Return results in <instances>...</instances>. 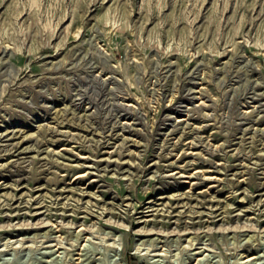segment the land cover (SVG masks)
Listing matches in <instances>:
<instances>
[{"label":"rangeland","instance_id":"obj_1","mask_svg":"<svg viewBox=\"0 0 264 264\" xmlns=\"http://www.w3.org/2000/svg\"><path fill=\"white\" fill-rule=\"evenodd\" d=\"M0 134V264H264V0H0Z\"/></svg>","mask_w":264,"mask_h":264},{"label":"bare ground","instance_id":"obj_2","mask_svg":"<svg viewBox=\"0 0 264 264\" xmlns=\"http://www.w3.org/2000/svg\"><path fill=\"white\" fill-rule=\"evenodd\" d=\"M8 47V46H7ZM6 56V55H5ZM170 68V67H169ZM81 101H82V99H81ZM77 102V101H76ZM79 102V101H78ZM74 104V103H73ZM82 104V103H81ZM132 105V104H131ZM86 108V107H85ZM124 109V108H123ZM126 109V108H125ZM124 113V112H123ZM120 114V113H119ZM129 114V113H128ZM250 115V114H249ZM252 115V114H251ZM119 118V117H118ZM120 119V118H119ZM248 119V118H247ZM182 120V119H181ZM187 120V119H186ZM134 122H136V121H134ZM187 122V121H186ZM249 122V121H248ZM124 123V122H123ZM129 123V122H128ZM130 124V123H129ZM132 124V123H131ZM134 124V123H133ZM244 124V123H243ZM125 126V125H124ZM133 126V125H132ZM114 128V127H113ZM113 128H112V130H113ZM117 128V127H116ZM125 130V129H124ZM19 132V131H18ZM8 133V132H7ZM15 132H13V134H14ZM1 135V134H0ZM29 136V135H28ZM2 138V137H1ZM7 138V137H6ZM29 138H31V137H29ZM33 138V137H32ZM38 138V137H37ZM36 138V139H37ZM42 139V138H41ZM47 139V138H46ZM26 140V139H25ZM31 140V139H30ZM41 141V140H40ZM45 142V141H44ZM32 143V142H31ZM34 143H37V142H34ZM41 143V142H40ZM105 143V142H104ZM42 144V143H41ZM46 144V143H45ZM13 145V144H12ZM28 145H29V143H28ZM25 146V147H22V148H19L18 150V154L19 153H24V152H31V151H33V150H35V151H37L39 154H42L43 152H48V149H46V148H34V147H30V146ZM41 146V145H40ZM19 147V146H18ZM8 148V147H7ZM9 148H11V147H9ZM51 149V148H50ZM3 150V149H2ZM8 150H10L11 151V149H8ZM53 151V150H52ZM6 152V151H5ZM55 153H57L58 151H54ZM8 153V152H7ZM16 153V154H17ZM58 153H60V152H58ZM2 154V153H1ZM38 154V155H39ZM196 154V153H195ZM54 155V154H53ZM3 156V155H2ZM45 156V155H44ZM30 157V156H29ZM175 157V156H174ZM205 157V156H204ZM0 158H2L1 156H0ZM23 158V157H22ZM47 158V157H46ZM84 158H86V159H89V160H91L92 158L91 157H84ZM258 158V157H257ZM44 159V158H43ZM179 159V158H178ZM178 159H176V160H178ZM260 159V158H259ZM108 160V159H107ZM119 160V159H118ZM191 160V159H190ZM22 161V160H21ZM86 161H88V160H86ZM126 161V160H125ZM124 161V162H125ZM194 161H195V159H194ZM256 161V160H255ZM264 161V160H263ZM20 162V161H19ZM26 162V161H25ZM113 162H115L114 160H113ZM179 162V161H178ZM193 162V161H192ZM205 162H206V160H205ZM94 163V162H93ZM106 163V162H105ZM173 163V162H172ZM174 163H175V161H174ZM190 163V162H189ZM216 163V162H215ZM107 164H109L108 163V161H107ZM112 164V163H111ZM117 164V163H116ZM115 164V165H116ZM134 164V163H133ZM175 164H177V161H176V163ZM82 165L83 166H86V167H88V168H97L98 170H99V166H96V165H94V164H84V163H82ZM122 165V164H121ZM189 164H187V166H188ZM191 165V164H190ZM239 165V164H238ZM241 165V164H240ZM109 166V165H108ZM117 166H119V165H117ZM116 166V167H117ZM177 166H182V165H180V164H177ZM187 166H184V167H187ZM193 166V165H192ZM105 167V166H104ZM133 167V166H132ZM101 169V168H100ZM106 169H108L107 167L105 168V170ZM111 169V168H110ZM112 170V169H111ZM197 171V170H196ZM201 171V170H200ZM199 171V172H200ZM203 171V170H202ZM88 172H90V173H92V174H94V172L93 171H88ZM87 172V173H88ZM116 172V171H115ZM114 172V173H115ZM122 172L123 173H127V172H129V173H131V171L129 170V168H127V167H123L122 168V170H121V174H122ZM158 172V171H157ZM229 172V171H228ZM235 172H237V171H235ZM201 173V172H200ZM96 174V173H95ZM98 174V173H97ZM101 174H103V173H101ZM160 174V173H159ZM239 174V173H238ZM133 175V174H132ZM196 175V174H195ZM242 175V174H241ZM99 176V175H98ZM181 176H186V175H181ZM189 178V177H188ZM191 178V177H190ZM214 178V177H213ZM212 178V179H213ZM234 178H235V175H234ZM95 181V180H94ZM99 181V180H98ZM245 181V180H244ZM246 182V181H245ZM83 188V187H82ZM82 191V190H81ZM88 192V191H87ZM90 192V191H89ZM85 194V193H84ZM180 194V193H179ZM183 197V196H182ZM56 224H54V226H55ZM53 226V225H52ZM56 227V226H55ZM82 231V230H81ZM78 232V231H77ZM82 233H84V232H82ZM78 234V233H77ZM79 235V234H78ZM80 235H82V234H80ZM79 235V236H80ZM81 237V236H80ZM197 239V238H196ZM199 240V239H198ZM200 243V242H199ZM203 243V242H202ZM192 247V246H191ZM190 248V247H189ZM195 248V247H194ZM204 252V251H203ZM193 254V253H192ZM197 254V253H196ZM194 256V255H193ZM254 258V256H252V257H249V258H247L246 260H250V259H253ZM80 262V261H79ZM189 262V261H188Z\"/></svg>","mask_w":264,"mask_h":264}]
</instances>
